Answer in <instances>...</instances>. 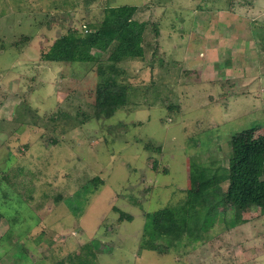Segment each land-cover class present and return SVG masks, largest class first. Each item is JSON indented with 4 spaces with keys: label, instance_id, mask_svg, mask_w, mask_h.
Masks as SVG:
<instances>
[{
    "label": "rangeland",
    "instance_id": "rangeland-1",
    "mask_svg": "<svg viewBox=\"0 0 264 264\" xmlns=\"http://www.w3.org/2000/svg\"><path fill=\"white\" fill-rule=\"evenodd\" d=\"M120 5L147 23L145 52L120 62L131 92L107 117L99 62L43 54ZM261 83L264 0H0V264H68L88 242L96 264H264L259 208L144 246L154 211L201 212L199 166L227 188L233 146L264 134Z\"/></svg>",
    "mask_w": 264,
    "mask_h": 264
},
{
    "label": "trees",
    "instance_id": "trees-1",
    "mask_svg": "<svg viewBox=\"0 0 264 264\" xmlns=\"http://www.w3.org/2000/svg\"><path fill=\"white\" fill-rule=\"evenodd\" d=\"M136 10V5L107 7L99 27L85 33L70 29L58 37L43 54L46 61L99 62L100 81L96 103L98 115L110 117L128 103L131 89L128 84L118 81L121 71L119 64L127 59H141L145 52L144 34L147 23L134 19ZM104 54L107 59L102 63L100 60ZM249 131L241 134L245 135ZM199 169L205 177V186L201 191L203 211L190 209L193 207L190 202L195 198H188L178 206H165L149 214L144 226L148 237L144 240L146 248L156 249V241L159 239L167 242L168 246L183 236L197 239V231L203 218L210 220L209 225H213L215 208H222L224 213L234 210L240 222L246 221L242 218L244 212L259 208L264 213V134L233 146L226 168L228 183L225 190L221 189L220 184L213 182L214 174L211 170L200 166ZM1 219L0 212V221ZM92 247L93 242H88L81 251L68 255V264H96V254ZM60 264H64V260Z\"/></svg>",
    "mask_w": 264,
    "mask_h": 264
},
{
    "label": "crops",
    "instance_id": "crops-1",
    "mask_svg": "<svg viewBox=\"0 0 264 264\" xmlns=\"http://www.w3.org/2000/svg\"><path fill=\"white\" fill-rule=\"evenodd\" d=\"M258 63H259V61H257ZM263 83H261V85H262ZM263 86H264V84H263ZM263 86H261V89L260 90H262V91H264V87ZM262 100H263V102H264V97L262 98Z\"/></svg>",
    "mask_w": 264,
    "mask_h": 264
}]
</instances>
